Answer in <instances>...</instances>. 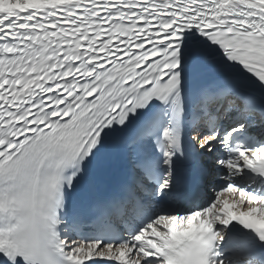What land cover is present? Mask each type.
Returning a JSON list of instances; mask_svg holds the SVG:
<instances>
[{
  "label": "snow or ice",
  "instance_id": "snow-or-ice-1",
  "mask_svg": "<svg viewBox=\"0 0 264 264\" xmlns=\"http://www.w3.org/2000/svg\"><path fill=\"white\" fill-rule=\"evenodd\" d=\"M0 264H264V0H0Z\"/></svg>",
  "mask_w": 264,
  "mask_h": 264
},
{
  "label": "bare ground",
  "instance_id": "bare-ground-1",
  "mask_svg": "<svg viewBox=\"0 0 264 264\" xmlns=\"http://www.w3.org/2000/svg\"><path fill=\"white\" fill-rule=\"evenodd\" d=\"M209 193H210V191H209Z\"/></svg>",
  "mask_w": 264,
  "mask_h": 264
}]
</instances>
